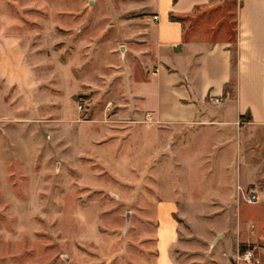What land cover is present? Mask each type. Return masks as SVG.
Returning <instances> with one entry per match:
<instances>
[{"label":"rangeland","instance_id":"rangeland-1","mask_svg":"<svg viewBox=\"0 0 264 264\" xmlns=\"http://www.w3.org/2000/svg\"><path fill=\"white\" fill-rule=\"evenodd\" d=\"M242 1L216 0L227 15ZM156 4L0 0V264H156L172 208L189 249L180 259L228 264L236 254L237 217L249 222L264 174L236 200L254 177L244 149L149 110L135 84L156 67L134 53L149 44ZM221 230L229 237L215 245ZM244 246L254 257L240 264H264L263 240Z\"/></svg>","mask_w":264,"mask_h":264},{"label":"crops","instance_id":"crops-1","mask_svg":"<svg viewBox=\"0 0 264 264\" xmlns=\"http://www.w3.org/2000/svg\"><path fill=\"white\" fill-rule=\"evenodd\" d=\"M156 5L149 17V44L134 53L138 61L151 53L146 67L156 68L135 87L146 101L152 102L149 110L158 123L174 128L199 125L219 136L223 148L235 144L244 149L246 176L250 170L254 177L238 184L237 200L238 187L253 186L264 174V158L260 163L249 160L255 154H264V0H243L236 12L228 15L227 4L216 0H157ZM218 8L223 11L222 19L217 24L206 23L205 18L214 15ZM233 15L232 25L229 18ZM154 16L159 20L154 21ZM129 51L127 47L125 56ZM217 100L221 102L216 103ZM216 105L219 110L214 115L211 111ZM252 192L258 203L248 205L257 208L248 215L249 222L238 215L237 250L228 264H240L235 258L241 253L240 244L264 241V188ZM174 213L172 208L164 214L170 227L168 232L162 230L158 234L156 264H198L192 258H179L178 250L189 249L182 244ZM242 223L247 224L245 230ZM160 225L161 221L159 229ZM228 237L224 230L219 231L215 245Z\"/></svg>","mask_w":264,"mask_h":264},{"label":"built area","instance_id":"built-area-1","mask_svg":"<svg viewBox=\"0 0 264 264\" xmlns=\"http://www.w3.org/2000/svg\"><path fill=\"white\" fill-rule=\"evenodd\" d=\"M154 21H158L159 20V17L158 16H154L153 17ZM221 101L220 100H217L216 103H220ZM247 202L249 204H256L258 203V197L256 194L254 193H251L248 198H247ZM254 249V248H253ZM253 249H249L247 250L245 253H241L242 255H239L238 256V260L239 261H242V262H245V263H249L252 261L253 257H254V250Z\"/></svg>","mask_w":264,"mask_h":264},{"label":"trees","instance_id":"trees-1","mask_svg":"<svg viewBox=\"0 0 264 264\" xmlns=\"http://www.w3.org/2000/svg\"><path fill=\"white\" fill-rule=\"evenodd\" d=\"M178 0H174V2H177ZM171 19L172 20H175V18H173V17H171ZM229 90V86L226 88V93H227V91ZM245 118H247L248 120L250 119V117L247 115V116H245ZM247 246H244V247H242L241 248V253L243 254V253H245L246 252V250H247Z\"/></svg>","mask_w":264,"mask_h":264}]
</instances>
